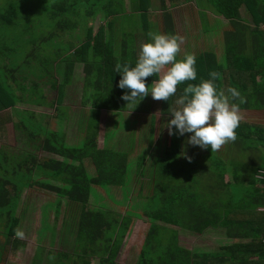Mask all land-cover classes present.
<instances>
[{"label": "trees", "instance_id": "1", "mask_svg": "<svg viewBox=\"0 0 264 264\" xmlns=\"http://www.w3.org/2000/svg\"><path fill=\"white\" fill-rule=\"evenodd\" d=\"M191 1L160 0L166 34L177 36L171 8ZM208 1L231 24L222 32L223 50L219 54L208 48L194 54L197 79L178 85L177 93L162 101L163 113L171 114L179 107L176 101L184 88L209 79L210 72L219 74L215 81L218 89L237 88L246 98L240 113L264 111V0ZM129 2L130 7L127 0H0V127L5 129L8 119L2 117L3 112L25 100L54 107V116L60 121V127L52 129L29 109L10 117L20 138L52 156L39 159L31 150L13 152L0 147V264L22 243L17 233L21 214L26 212L20 211V205L24 192L35 185L57 195L55 202L43 205L39 232L49 231L52 244L58 240L55 220L49 219L51 206L55 219L61 215L64 225L75 222L77 226L75 234L66 228V239L75 235L72 253L39 245L31 264H91L93 257L99 259L98 264H116L134 218L140 217L107 206L90 207L91 200L99 201L93 196L97 186L108 190L119 186L128 191L132 170L146 172L145 155L131 159L127 149L100 146L102 110L120 114L131 104L121 99L116 65L135 63L140 50L139 23L147 41L149 32L157 33L149 18L153 0ZM243 7L250 18L242 14ZM98 16L104 21L96 30L91 21ZM130 17L131 27L127 25ZM218 22L204 31L214 34ZM35 26H43L39 36ZM78 29H84V38L76 44ZM10 40L16 44L17 57ZM59 62L61 81L55 74ZM78 66L83 71V103H91L81 145L68 142L64 122L70 118L64 104L65 89L74 81ZM23 72L26 74L21 77ZM29 76L32 83L26 82ZM158 78L148 77L146 84L151 87ZM44 81L56 90L55 99L48 100ZM236 134L226 159L216 152L200 155L198 147L191 145L186 150L184 136L169 137L167 153L155 158L152 193L143 211L150 226L135 264H264V123L240 118ZM239 148L253 168L238 158ZM254 151L263 155L252 162L247 154ZM202 157L206 163H200ZM234 161L240 165L233 166ZM228 164H232V183L225 181ZM210 229L225 231L233 242L213 252H196L181 244L179 237L197 238Z\"/></svg>", "mask_w": 264, "mask_h": 264}, {"label": "rangeland", "instance_id": "2", "mask_svg": "<svg viewBox=\"0 0 264 264\" xmlns=\"http://www.w3.org/2000/svg\"><path fill=\"white\" fill-rule=\"evenodd\" d=\"M128 7L130 2L127 0ZM130 9V8H129ZM171 11L175 19V30L178 37L182 38L181 51L179 57H183L186 53L197 54L208 48H213L220 54L223 50V35L226 29L231 28V24L218 15L214 9L211 8L208 0H192L188 3H182L175 8H171ZM161 10L160 0H153V5L150 8L149 18L150 21L155 23L153 26L157 33H165L163 28V14ZM242 14L247 18L250 15L245 12V8H242ZM140 21V14H136ZM130 26L132 17L128 18ZM220 24L218 31L214 34H207L204 29H211L216 25L217 21ZM104 21L101 16L96 17L95 20L91 21L94 28L97 30L98 26ZM119 25L118 22L116 23ZM138 44L139 48L142 44L148 42L146 33L144 32L142 25H138ZM131 27V26H130ZM43 26H35L34 32L39 36V32L43 31ZM136 29V28H135ZM84 29L76 30V44H79L84 37ZM67 39V38H66ZM117 41H120V33L117 34ZM53 42V41H51ZM10 44L14 45L12 48L16 50L15 57L18 56L16 44L10 40ZM11 47V46H10ZM140 51V50H139ZM223 56V55H222ZM223 59V57H221ZM10 65H13L10 62ZM58 65V66H57ZM56 66L55 74L59 81L62 79V62H59ZM2 59H0V67L2 68ZM166 70V69H165ZM25 72L19 73L25 76ZM2 75H0V78ZM32 77L29 76L27 83H32ZM45 93L48 96V100L56 98V90L52 88L49 82L42 83ZM20 94V92H19ZM83 71L82 66H78L74 76V81L71 85L66 86L64 104L68 106L69 119L65 122V129L68 135V142L81 145L82 138L85 131V122L87 115L90 112L91 103L88 101L87 104L83 103ZM34 110L37 114V118L43 123L47 124L52 129H58L60 127L59 118L54 116L55 108L47 104H35L29 101L18 103L17 106L3 112V116L7 119L5 129L0 127V147L3 146L9 151L20 152L31 150L39 157V159H46L52 156V154L37 148L36 146L31 147L20 138L18 132L14 129V122L10 121L12 115H20L24 110ZM16 117V116H15ZM155 117V121L152 123V118ZM239 117L248 119L251 122H262L264 123V111H247L240 113ZM12 119V118H11ZM171 119L170 114L163 113L162 101L153 100L151 95L147 100L131 103L128 110L117 114L116 111L102 110L101 112V124H100V146L109 145L113 147H119L130 151L131 159H135L138 155H145L147 157L146 172L145 174H137L136 171L132 170L131 178L129 179L128 191L119 186H111L109 190L105 187L97 186V194L93 196L99 200H91L90 207L97 208L99 206H107L119 213H125L131 211L138 216L135 217L131 225V229L127 232V236L124 240L121 251L116 259V264H135L138 260L140 247L145 238V234L150 226L149 220L144 216V205L149 194L152 193L153 188V172L155 158L161 155H165L168 151V140L170 135L166 124ZM153 129V134L151 133ZM190 134H185L183 137V144L185 149H190V145L187 144V137ZM230 146L221 147L218 151L226 157H229ZM198 154H210L209 150H202L199 147ZM213 154V152H211ZM238 158L245 160L248 168H253L245 158V153L239 148L237 153ZM263 155L261 151H254L247 154L250 161H258L259 157ZM237 158V159H238ZM206 157H202L200 163H206ZM234 159V158H233ZM235 160V159H234ZM233 166L240 165L234 161ZM87 166L92 168L93 165L87 161ZM250 168V169H251ZM248 169V170H250ZM244 188V187H241ZM94 192V188L92 190ZM126 195V196H125ZM57 195L54 192H49L41 187L35 185L28 188L22 198L20 210L22 213V223L18 232H22L23 235H18L22 241L19 248L16 251H9L6 261L2 264H31L33 256L39 245L45 247L46 250L60 251L65 250L70 253L74 250L73 239L75 234L76 223H67L64 225L63 217L61 215L58 219H55L53 207L49 208V219L56 223V233L58 234V240L55 244L51 243V235L49 231L41 233L38 231L41 225V216L43 205L50 201V204L55 202ZM93 197V199H94ZM64 203H62V206ZM77 211L79 205L76 206ZM79 212V211H78ZM29 219H32L30 221ZM71 218H69L70 220ZM73 220V218H72ZM68 231L74 232V234L68 236L66 239L67 229ZM207 234L201 235L197 238L187 236L183 237V242L188 246H193L197 250H207L212 247L208 244ZM4 241V237H1ZM99 259L97 257L91 258V264H98ZM72 263V262H71Z\"/></svg>", "mask_w": 264, "mask_h": 264}, {"label": "clouds", "instance_id": "3", "mask_svg": "<svg viewBox=\"0 0 264 264\" xmlns=\"http://www.w3.org/2000/svg\"><path fill=\"white\" fill-rule=\"evenodd\" d=\"M149 41L142 44L135 63L116 65L120 74L117 87L123 90L121 99L130 103L141 101L149 94L153 100L169 101L177 86L197 79L196 56L186 53L178 58L182 38L176 35L149 32ZM166 69V70H165ZM159 78L146 84L148 77ZM219 74L209 73V79L188 84L177 99L179 107L171 111L166 127L168 134L187 137V144L202 150L218 151L222 145L237 139L239 107L246 98L237 88L218 89ZM17 235H23L18 232Z\"/></svg>", "mask_w": 264, "mask_h": 264}, {"label": "crops", "instance_id": "4", "mask_svg": "<svg viewBox=\"0 0 264 264\" xmlns=\"http://www.w3.org/2000/svg\"><path fill=\"white\" fill-rule=\"evenodd\" d=\"M240 112V111H239ZM241 118V117H240ZM231 143V141L230 142H228V143H226V144H224V145H222V148L223 147H227L229 144ZM211 152V151H210ZM216 151H214L213 153H215ZM204 153H206V152H204ZM216 153H219V152H216ZM220 154V153H219ZM221 156L223 157V158H227L226 156H224L223 154H221ZM227 172H226V175H225V181H228V182H233L235 179H234V174H233V169H232V164L230 165V164H228V166H227ZM262 209H264V208H262ZM206 234H207V237H209L208 238V244L209 245H212V247H210V248H207V250H204V251H202V250H197V249H195L193 246H188V245H186L184 242H183V240H182V238L183 237H185V236H181V237H179L180 238V240H181V244L182 245H184V246H186V247H190L191 249H193V251H196V252H206V251H208V252H213V251H217V250H219L220 249V247H222V246H225V245H229L230 243H232L233 242V238H230L226 233H225V231H222L221 233L220 232H218V231H215L214 229H210V230H208L207 232H206ZM186 238V237H185ZM193 239H194V237H192Z\"/></svg>", "mask_w": 264, "mask_h": 264}]
</instances>
